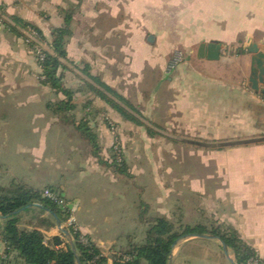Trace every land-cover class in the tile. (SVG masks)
I'll use <instances>...</instances> for the list:
<instances>
[{
    "label": "crops",
    "instance_id": "crops-1",
    "mask_svg": "<svg viewBox=\"0 0 264 264\" xmlns=\"http://www.w3.org/2000/svg\"><path fill=\"white\" fill-rule=\"evenodd\" d=\"M10 21L39 28L48 43L52 42L55 30L67 21L71 23L68 57L61 60L67 68L63 85L76 92L75 107L85 104L87 99L91 101V106H85L78 118L88 123L90 131L101 138L106 149L115 140L110 124L115 123L116 137L123 150L125 146L137 147L136 142L132 145L125 137L138 129L108 107L102 98H88V93L78 91L82 83L91 84L72 67L89 77L85 73L89 66L92 76L141 106L142 118L159 121L157 125L165 133L212 144L264 137V85H260L258 92L250 87L252 55L249 53L253 45L264 53V0H0L2 166H7L6 154L12 150L13 141L7 139L11 135L32 132L43 137L34 147L19 143L13 149L20 153L29 151L34 160L41 161L48 150L45 137L55 128L69 135L75 130L68 126L69 121H60L48 108L66 97L42 83L36 53L12 30ZM120 39L125 41L121 48L122 62L114 58L118 47L111 45ZM103 40H108L110 46L101 44ZM211 42L223 45L221 59L214 62L199 59L200 45ZM45 45L48 53H54ZM179 55L183 60L176 63ZM104 121L108 123L104 125ZM208 158L209 170L213 172H209L206 180L191 178V187L206 194L202 185L209 184V215L218 225L235 230L264 258V143L209 148ZM45 160L48 167L46 157ZM18 163L25 164L21 156ZM110 174L101 170L100 192L110 194L114 206L119 203L120 208H131L127 189L117 184L106 186L108 177L117 182L115 174L113 177ZM181 182L179 175L173 176L172 196L178 201L175 208H180L177 189ZM10 185L38 192L54 188L61 193L71 204L82 235L104 256L117 253L127 242L137 244L133 235L126 242L115 230L111 232L110 218L100 221L95 217L96 209H89L99 200L87 196L81 188L54 183L48 173L40 177L33 174L30 178L15 176L11 182L0 175V188ZM165 194V200L172 197L169 192ZM35 205L18 214L19 229L40 231L47 242L61 237L53 216ZM5 221L0 216V254L7 255L6 264H25L17 252L8 250L2 236ZM211 237L209 242L224 251L221 241ZM188 242L183 240L176 245L171 264H179L182 248ZM108 264H112L111 258Z\"/></svg>",
    "mask_w": 264,
    "mask_h": 264
},
{
    "label": "rangeland",
    "instance_id": "rangeland-1",
    "mask_svg": "<svg viewBox=\"0 0 264 264\" xmlns=\"http://www.w3.org/2000/svg\"><path fill=\"white\" fill-rule=\"evenodd\" d=\"M124 42V40L120 39L114 44L113 41L111 43L112 47H118V52L114 57L118 62L123 61L121 48ZM100 43L110 46L108 40L100 41ZM197 48L194 49L195 53ZM95 78L100 79L99 77ZM90 86L91 85L87 83H82L78 91L81 90V93H88V98L100 97L98 93L100 91L93 86L92 89ZM116 93L120 95L117 91ZM109 94L121 105L127 107L138 116L143 117L142 112L144 111L141 106H137L134 102L128 101L125 98L123 102L113 94ZM75 95L76 92H74V98ZM102 100L108 107L122 116L124 120L133 123L138 129V132H135L132 136L127 134L125 137L126 141L130 144L132 142V145H135L136 142L137 147L130 149L128 146H125V150L121 149L120 143L117 141V133L113 132L115 138L113 146L106 149L103 145L104 143L101 142V138L93 131L89 134L83 133L80 127H82L84 123H86L88 127V123L83 119H79L78 113L82 109H85V106H91V101L89 99H87L85 104L76 107L71 113L63 111L61 108L62 101L54 102L52 104V111L54 114L59 116L60 121H69V125H67L75 130H72L73 132H70L71 134L69 135L67 132L60 133L55 128L53 132L45 137L46 140H48V150L44 153L48 162V167L45 166V157H43L41 161H38L33 159V153L29 151H22L20 153L13 150L17 148L19 143L24 146L34 147L41 142L43 137L34 135L32 132H28L27 134L17 133V135L7 137V139L13 141L10 143L12 150L6 154L7 166H2L3 163L0 160V175L11 182L15 176L20 177L21 175L30 178L33 174L40 177L48 173V178H52L54 183H64L74 188H81L87 196L98 198L99 203L93 205V208H90L89 211L96 209L95 214L97 216L95 215V217L100 221L101 218L103 220L104 217L110 218L111 222L109 226L111 224V232L115 230L119 238L121 237L127 242L128 236L133 235L137 239V244L130 243L129 245L127 242L126 246L122 249H117V253L130 251L132 245H144L150 227L154 225L157 219L164 218L173 225L174 230L178 233H181L185 227H200L205 231L203 235L206 238L194 236L183 239L190 242L182 248L181 257L178 260L179 264H231L230 259L236 263L233 250L229 249L228 259L223 249L209 242V236H214L212 234L214 229L222 227L223 230H226L229 228L228 226L218 225L211 215H209L211 213V211L209 212V184L205 183V185H202L206 193L202 194V192L200 193L193 190L189 183L191 178L199 181L206 180V177H209V172H213L211 169L209 170V149L195 146L187 142H181L170 136L158 133L156 130L144 125L120 104L110 99L118 107L139 121V124L133 122L128 116L113 107V105L107 103L104 99ZM64 101H66V98ZM148 122L156 129H160L157 125L159 121L155 123L152 121ZM107 123L108 121H104V125ZM112 124L115 126V123ZM160 130L164 131L163 129ZM172 136L190 141L209 143L199 138L194 139L173 134ZM115 145H119L118 148L122 151L120 154L114 150ZM20 156L25 162V164L21 166L18 163ZM204 161H206V163ZM40 164L41 167L38 168L37 166ZM101 170L102 172L106 171L107 174L111 173V177L115 174L114 178L116 177L117 179L115 183V181H111L110 177H108L105 181L106 186L110 188L111 186L113 187L114 184H117L120 188L127 189V198L132 204L131 208H120L119 203L114 206L111 202V195H105L100 192L98 188L100 186L99 183L103 181V179H101L102 177L99 175L101 174ZM177 175H179V178L182 180L180 183L181 185L178 184V186H180L179 189H177L181 198L180 208H177L178 201L175 199V196H172L174 193L173 176ZM136 178H138V180ZM14 187H16V185L5 186L0 189L11 191ZM163 187L166 188L164 192ZM168 192L171 193L172 197L165 200L166 198L164 195ZM67 202L71 207L68 200ZM175 205H177L176 208ZM163 206H165V209ZM67 220V214H65L63 217V227L70 231ZM53 221L56 224V220L53 219ZM58 235L66 240V237L60 230ZM113 255L114 254L105 257L112 259Z\"/></svg>",
    "mask_w": 264,
    "mask_h": 264
},
{
    "label": "trees",
    "instance_id": "trees-1",
    "mask_svg": "<svg viewBox=\"0 0 264 264\" xmlns=\"http://www.w3.org/2000/svg\"><path fill=\"white\" fill-rule=\"evenodd\" d=\"M15 24L17 27L10 26L12 30L23 37L34 52L37 47L36 43L29 41L21 30L34 33L41 43L47 44L54 52V55H52L42 49L41 54L43 55V59L41 60V57L37 56L42 71V83L66 97V101L61 102V108L64 112L71 113L76 108L74 105V92L66 89L63 85L64 71L67 68L61 62V59H67L68 57L67 43L72 34L71 23L67 21L62 28L55 30L51 43L47 42L39 28L19 21H16ZM85 73L105 91L113 94L121 101H125L115 90L102 83L98 78L90 75L89 66L86 67ZM90 88L93 89L92 86ZM98 93L107 103L128 116L131 121L139 124V121L118 107L108 97L100 92ZM48 108L53 110L52 105H48ZM80 130H83L82 132L87 134L91 132L86 123L80 127ZM48 189L57 192L53 188ZM59 194L63 196L61 193ZM35 204L41 206L42 210L49 212L56 221L59 220L61 223H63L65 214H67V218L70 216L69 213H63L54 202L46 199L43 196V191H33L23 186H16L11 191L0 189V216L6 220L2 236L8 250L17 252L25 264H78V261L80 264L109 263V259L92 242L90 247L81 244L79 242L81 234L75 233L72 229H70V234L73 238L77 255L74 254L67 241L61 237H55L51 242H47L45 236L40 231L20 230L18 227L19 211L22 209L28 210L29 206ZM203 234H205V231L200 227H185L181 233H178L169 221L159 218L148 230L144 245H132L130 251L115 253L112 258V264H169L173 249L181 240ZM212 234L219 238L222 244H225L229 249L234 251L236 264H244L250 257L256 254L239 237L238 233L231 228L226 230L222 228L214 229Z\"/></svg>",
    "mask_w": 264,
    "mask_h": 264
},
{
    "label": "water",
    "instance_id": "water-1",
    "mask_svg": "<svg viewBox=\"0 0 264 264\" xmlns=\"http://www.w3.org/2000/svg\"><path fill=\"white\" fill-rule=\"evenodd\" d=\"M10 24L12 26H14V27H17L16 24H14L11 21H10ZM21 31L27 38L31 39L34 43H36L37 45L41 46L44 50L48 51L47 47H46V45L44 43H41L37 38H34L27 31H24V30H21ZM223 48H224L223 45L218 43V42L202 43L200 45L199 49H198V53H197L198 55L197 56H198L199 59H204V60L213 61V62L214 61H219L221 59V54H222ZM249 53L252 55V68H251V77H250V87L254 91L258 92L260 85H264V53L259 51L257 45H253L252 48L249 50ZM51 54L54 55V53H51ZM72 69L75 70L76 73L81 75L88 83H90L98 91H100L101 93L106 95L109 99L115 101L117 104H120L114 97L110 96V94L107 91H105L101 86H99L97 83H95L92 79H90L89 77H87V76H85L83 74H80V72L77 71L76 69H74L73 67H72ZM121 106L124 109H126L129 113H131L134 117H136L138 120H140L144 125H146L149 128H152V129L156 130L158 133L170 136V137H172L175 140H178V141H181V142H187V143L195 145V146H199V147H203V148H207V149H209V148L213 149V148H232V147L243 146V145L264 143V137L256 138V139L231 141V142H221V143H216V144L181 139V138L172 136V135H170L168 133H165V132L161 131L160 129H156L154 126H152L144 118L138 116L137 114L132 112L127 107H125L123 105H121ZM32 206H36V205H32ZM32 206H29L28 208H30ZM38 207L41 208V206H39V205H38ZM24 210L25 209H22L21 211H19V213L24 211ZM56 225H57V228L66 237V241L71 246L74 254H76V248H75V245H74V242H73V238H72V236L70 234V231L65 229L63 227V223H61V221H59V220L56 221ZM195 237L206 238L204 235H198V236H195ZM211 238L219 239L216 236H212ZM222 245H223L224 252H225L227 258L229 259V248L225 244H222ZM172 258L173 257H172V254H171L170 260H169V264H171ZM230 262H231V264H236L231 259H230ZM78 264H80L79 261H78Z\"/></svg>",
    "mask_w": 264,
    "mask_h": 264
},
{
    "label": "built area",
    "instance_id": "built-area-1",
    "mask_svg": "<svg viewBox=\"0 0 264 264\" xmlns=\"http://www.w3.org/2000/svg\"><path fill=\"white\" fill-rule=\"evenodd\" d=\"M29 34H31L34 38H36L34 33L28 32ZM29 41L33 42L31 39L28 38ZM37 45V44H36ZM42 47L37 45L35 53L37 56L41 57V60L43 59V55L41 54L42 51ZM182 55L177 56L176 59V63H181L182 62ZM110 129L112 130V132H116V127L113 124H110ZM118 141V140H117ZM119 145H115L114 146V150H116L118 152V154H120L121 149L118 148ZM43 196L46 199L51 200L52 202H54L58 208L63 212V213H69L71 216L69 218H67L68 220V225H69V229H72L75 231V233H80V238H79V242L81 244H83L86 247H90L91 245V241L85 237L84 235H82L78 225L76 224V220L75 217L72 215V208L70 207V205L68 204L67 200L64 198V196H61L58 192H55L53 190L50 189H45L43 190ZM0 239H1V235H0ZM8 260L7 255H1L0 254V264H6ZM244 264H264V258L255 254L254 256L250 257Z\"/></svg>",
    "mask_w": 264,
    "mask_h": 264
}]
</instances>
